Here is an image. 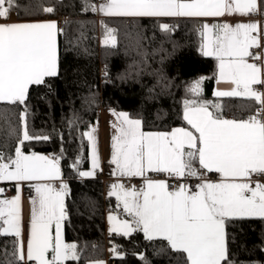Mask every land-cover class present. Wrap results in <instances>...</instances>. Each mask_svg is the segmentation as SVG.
<instances>
[{
  "label": "snow or ice",
  "instance_id": "obj_1",
  "mask_svg": "<svg viewBox=\"0 0 264 264\" xmlns=\"http://www.w3.org/2000/svg\"><path fill=\"white\" fill-rule=\"evenodd\" d=\"M16 0H0V102L24 104L30 85L44 84L46 77L58 75L57 37L63 33L57 22H8ZM121 17H222L238 13L242 16L264 14V0H104L91 4L85 0L84 10ZM53 13L54 6L43 7ZM164 32L172 28L160 24ZM215 29V33H213ZM205 56H215L217 80L230 84L229 90H218L217 97H244L259 107L247 119H226L209 110L210 101L185 100L183 119L191 126L171 132H144L142 121L128 113L113 112L118 124L113 127L110 164L113 175L145 177L146 172L165 173L170 179L196 177L201 182L192 191L184 184L172 186L167 180L146 178V187L137 191L112 184L109 196L123 204L133 219L119 220L109 215L111 232L125 236L141 230L148 240L162 238L171 249L185 255V264H231L226 240V225L235 219L264 220V183L253 180L264 176V30L258 22L202 26ZM104 44L115 47V30L105 26ZM260 63H249L248 58ZM203 77L192 82L189 91L199 97ZM212 107L220 109L219 104ZM25 113L20 119L24 120ZM75 119L70 121L74 124ZM95 128L82 133L91 149V171H80L81 177H92L100 167ZM0 133L6 138L16 134L10 112L0 110ZM48 140V136H31L25 122L23 139L18 141L14 156L0 151V181H16L17 195L0 199V220L6 227L0 234L21 237L22 216L19 182L59 180L35 183V196L30 197V231L26 251L23 243L16 250L18 264H64L78 260L76 244L64 243L61 222L66 218L64 198L68 185L62 179L61 157L36 152L26 154L21 146L27 140ZM198 162L199 168L195 167ZM77 159L71 167L76 168ZM204 170V171H201ZM216 173L218 182L206 178ZM4 189L0 188V193ZM55 224V236L51 227ZM135 224V227H133ZM115 251V249H113ZM51 253V256H49ZM95 264H104L97 261Z\"/></svg>",
  "mask_w": 264,
  "mask_h": 264
},
{
  "label": "trees",
  "instance_id": "obj_2",
  "mask_svg": "<svg viewBox=\"0 0 264 264\" xmlns=\"http://www.w3.org/2000/svg\"><path fill=\"white\" fill-rule=\"evenodd\" d=\"M84 5L85 0H16L11 11L16 17H61L64 31L58 36V75L46 77L44 84L30 85L24 104L0 102V110H9L16 129L11 138L0 133V151L14 156L26 122L31 136L49 139L24 141L22 151L61 157L63 181L68 185L65 238L77 245L79 255L65 264H87L104 258L108 251L116 264H185V255L162 238L148 240L141 230L127 236L107 232L105 212L115 208V201L105 196L98 175L78 174L90 161L89 141L82 133L96 122L99 107L126 111L140 119L145 130H169L186 123V99L210 101L212 111L222 116L230 113L235 119L255 113L259 105L244 97L214 95L218 60L203 54L204 37L197 18L98 17V11H85ZM47 6L55 11L44 12ZM160 24L172 30L164 32ZM105 26L115 30V47L103 42ZM201 77L197 97L189 87ZM214 104L220 109H214ZM21 113H25L23 121ZM77 159L74 169L71 165ZM226 234L231 264H264V220L228 221ZM18 244V237L0 234V264H18Z\"/></svg>",
  "mask_w": 264,
  "mask_h": 264
},
{
  "label": "crops",
  "instance_id": "obj_3",
  "mask_svg": "<svg viewBox=\"0 0 264 264\" xmlns=\"http://www.w3.org/2000/svg\"><path fill=\"white\" fill-rule=\"evenodd\" d=\"M104 0H98V3H96L97 5L100 4V3H103ZM262 18H253L252 15L250 16H242L238 13H234V14H231V15H228V14H225L224 16L222 17H193V18H197L199 20V24L201 26V29H202V26L204 24H208V25H214V24H221V23H224L223 20H251V21H256L260 24V26H264V14H259ZM103 16H107V15H104L100 12H98V17H103ZM170 18H181V17H170ZM49 20H54L57 22V25H58V28H61V24H62V18L61 17H45V18H33V19H20L18 17H16V15L11 12L10 14V17H9V21L8 22H12V23H33V22H45V21H49ZM215 29H213V33H214ZM59 36V34H58ZM203 43H204V39H203ZM261 43H263V39L261 40ZM57 45L58 44V37H57ZM264 51V48L262 49V52ZM58 46H57V56H58ZM249 63H252V62H249ZM218 64V63H217ZM230 87H232L230 84L228 83H225L223 81L221 82H218L217 80V76H216V82H215V87H214V91L213 93H215L216 91L218 90H229ZM261 91H264V88H260ZM215 95V94H214ZM106 109H112V110H109V112H106ZM209 110H211V108L209 107ZM120 110H117V109H114V108H104L102 107V109L99 111V116H98V119L96 122H98V125H100L99 127H97V131L94 133V135L96 136L97 138V147L99 149V152H100V155H101V166L103 167V165L105 164H108L110 166L109 170L107 168L106 171L110 172V175L108 177V181L107 183L104 185V193H105V196H109L108 193L109 191L111 190V185L112 184H123L126 188H135L137 191L141 190L142 188H145L146 187V178L148 179H154V180H157V179H161V180H166L165 178L163 177H158L156 174L157 173H152V172H146L145 173V177H130V178H138L139 179V183L136 184V185H125L124 183V180L126 178H129V177H120L119 174L117 173L116 175H113V170L115 168V165L113 164H110V159H111V155L110 156H107V139H106V123H107V117H110V120H116L117 116L113 114V112H116V113H119ZM230 114V113H228ZM227 114V115H228ZM252 114H255V113H252ZM250 114V115H252ZM227 115H224L223 118H226V119H235L234 117H230L228 118ZM231 115V114H230ZM129 117L131 118V116L129 115ZM248 116L246 118H236L237 120L239 119H247ZM99 120V121H98ZM186 122V121H185ZM178 127H184V128H187L191 131L194 132L193 129H191V126L187 124V122L183 125H177V126H174L172 127L171 129L169 130H145L143 129L142 127V131L144 132H171L174 128H178ZM110 154L112 153V148H111V144H112V136L116 134V130L115 128H112L111 130V127H110ZM90 146V144H89ZM25 152V151H24ZM34 152V151H33ZM26 154H31L32 152H25ZM36 153H39L41 155H46V156H49V157H54L51 153H42V152H36ZM109 159V161H108ZM60 167H61V164H60ZM198 168H199V164H198ZM101 169H96V175H98L99 171ZM61 171H62V167H61ZM165 175V177H168L167 174L163 173ZM206 178L213 181V182H218L221 180V177L218 175L216 178H209L206 174H205ZM62 179L64 180V176H63V171H62ZM253 180H256V181H260L262 183H264V177L262 178H257L255 177V175L252 177ZM201 181L198 179L196 181V184H195V189L192 190L190 188L191 186V183L188 181V180H183L180 184H184L186 185L188 188H190L192 191H196V185L198 183H200ZM18 182L16 181H6V180H2L0 181V188L4 189L3 193H0V199H11L13 196L17 195V190H16V185H17ZM20 185H21V188H20V193L19 195L21 196V216H22V220H21V223H22V234H21V237H18V242L19 243H23L24 244V247H25V251H26V245H27V238H28V235H29V231H30V211H31V204H30V197L32 196H35V190L34 188L33 189V194H28L27 193V189L28 188H31L29 187L30 184H35V183H52L54 187H56L57 189L59 188V183L60 181L59 180H55V181H31V182H19ZM13 188L14 191L12 194H9V190L8 189H11ZM112 198H114V201H115V208L113 209H110V210H107L105 212V226H106V230L107 232H111L110 231V228L112 227V224L110 223L108 217L109 215H112V216H115L117 217V219L119 220H129V221H132V217L130 215H128L126 212H124L123 210V204L119 201H117L116 197L115 196H112ZM6 227V225L3 224V221L0 220V231L3 232V229ZM133 227H135V224H133ZM51 233L53 235V237L55 236V224L52 225L51 227ZM117 233V232H115ZM132 233V232H131ZM61 236H62V240L64 243H67V244H72V242H68L65 238V230H64V220L61 222ZM158 238V237H157ZM226 240H227V237H226ZM110 255H112V252H107V255L104 257V258H101V259H93V260H89L87 262V264H95V262L97 261H103L104 264H116V263H112L109 259ZM49 256H51V253H49ZM31 264H35V261H32L30 262ZM65 264V262H64Z\"/></svg>",
  "mask_w": 264,
  "mask_h": 264
},
{
  "label": "built area",
  "instance_id": "obj_4",
  "mask_svg": "<svg viewBox=\"0 0 264 264\" xmlns=\"http://www.w3.org/2000/svg\"><path fill=\"white\" fill-rule=\"evenodd\" d=\"M257 15V14H256ZM258 18H262L259 14H258ZM250 51H252L254 54L255 53H259V52H262V48L261 49H256V48H254V49H251ZM248 61L249 62H252V63H257V64H259L260 63V61L259 60H254L252 57H249L248 58ZM103 71H102V68H101V73H102ZM256 87H258V88H261V86H256ZM102 109V107H99V111ZM227 117L228 118H230L231 117V115L230 114H228L227 115ZM107 167H109L108 166V164H105V165H103V168L99 171V173H98V176L101 178V180H102V182L104 183V185L107 183V181H108V176L106 175V173H105V170H107ZM201 171H204V170H201ZM209 178H216L217 176H218V174H216V173H205ZM158 177H163V178H165L168 182H169V184L170 185H172V186H175V185H177V183L179 182V183H181L183 180H188L190 183H191V186H190V188L192 189V190H194L195 189V184H196V181L198 180L196 177H187V178H181V179H179V181L177 180V179H170L169 177H165V175L163 174V173H157L156 174ZM255 177H257V178H262V177H264V176H259V175H255ZM124 183H125V185H136V184H138L139 183V179L138 178H126L125 180H124ZM58 185H60V183L58 184ZM9 190V194H12L13 193V191H14V189L13 188H11V189H8ZM27 193L28 194H33V189L32 188H28L27 189ZM110 251H108V253H109ZM112 263H115V259H109Z\"/></svg>",
  "mask_w": 264,
  "mask_h": 264
},
{
  "label": "rangeland",
  "instance_id": "obj_5",
  "mask_svg": "<svg viewBox=\"0 0 264 264\" xmlns=\"http://www.w3.org/2000/svg\"><path fill=\"white\" fill-rule=\"evenodd\" d=\"M252 17L253 18H257L258 17V14L257 15H252ZM258 19V18H257ZM223 22L225 23V22H227V23H229V24H231V25H233V26H235L237 23H249V22H253V21H251V20H247V19H245V20H231V19H229V20H223ZM256 22V21H255ZM221 24H223V23H221ZM260 25V24H259ZM260 28L262 29V30H264V26L262 27V26H260ZM214 33H215V31H214ZM263 43H264V39H263ZM263 49V48H262ZM264 52V51H263ZM109 110H112V109H106V112H109ZM119 112H125V113H127L126 111H119ZM98 119V118H97ZM131 119H138V118H135V117H131ZM97 121V120H96ZM99 121V120H98ZM119 122H118V120H117V118H116V120H110V117H107V123H106V139H107V147H108V149H107V156H110L111 154H110V127H111V130H112V128H114L113 127V125L114 124H118ZM91 127L87 130V131H90L92 128H95L96 129V131L98 130L97 129V127H99L100 125H98V122H95V123H93L92 125H90ZM98 148V147H97ZM90 161H89V167H87L86 169H84L83 171H91L92 170V163H91V149H90ZM98 153H99V157H100V167H99V169H102L103 167L101 166V155H100V152H99V149H98ZM108 161H109V159H108ZM109 166V165H108ZM108 168V170H109V168H110V166L109 167H107ZM105 173H106V175L109 177V175H110V172H108V171H106L105 170ZM95 174H96V170H95ZM90 178V177H89ZM72 244H74L73 242H72Z\"/></svg>",
  "mask_w": 264,
  "mask_h": 264
}]
</instances>
